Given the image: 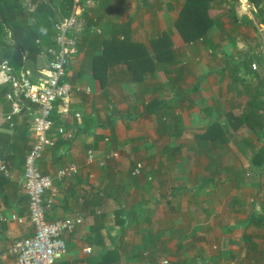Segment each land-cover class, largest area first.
I'll list each match as a JSON object with an SVG mask.
<instances>
[{"label": "crops", "instance_id": "1", "mask_svg": "<svg viewBox=\"0 0 264 264\" xmlns=\"http://www.w3.org/2000/svg\"><path fill=\"white\" fill-rule=\"evenodd\" d=\"M182 2L79 0L82 10L69 33L80 34L90 22L94 35L120 31L121 38L127 34L150 49L154 38L168 32L175 60L157 63L141 81H133L125 65H115L101 86L90 71V57L82 50L70 53L65 76L72 86L69 111L64 117L55 104L50 136L56 144L37 162L55 190L54 195L51 190L44 194L52 198L48 219L82 217L63 235L67 252L56 264H160L163 259L169 264H264V184L258 181L264 173L252 170L263 164L252 161L264 148V119L252 121L258 127L252 130L239 119L252 103L256 80L251 72L239 70L237 76L244 80L239 92L231 71L233 63L252 56L251 49H222V63L213 62L207 54L217 47L216 40L207 35L186 43L177 34ZM219 5L221 10L229 6ZM217 20L215 26L223 28ZM45 60L37 70H24V63L15 72L36 80L47 68ZM5 82L0 72V84ZM259 91L262 96L264 89ZM3 108L0 103V132L3 142L14 146L0 159L13 175L0 180V214L7 216L0 219V255L4 264H11L8 245L33 233L21 186L35 106L23 108L16 131L4 125ZM112 150L118 158L107 159ZM69 162L77 165V173L58 180L57 168ZM137 164L141 168L135 175ZM249 171L255 172V181L245 178ZM11 214L18 219H10ZM87 247L90 253L84 251Z\"/></svg>", "mask_w": 264, "mask_h": 264}, {"label": "trees", "instance_id": "2", "mask_svg": "<svg viewBox=\"0 0 264 264\" xmlns=\"http://www.w3.org/2000/svg\"><path fill=\"white\" fill-rule=\"evenodd\" d=\"M81 1L84 3L86 0ZM217 1L219 4L221 2L228 3L227 12L230 20L234 24L240 22L234 15L238 0H183L175 20V29L184 42L189 43L204 39L213 26L219 25L217 18L210 15V10L213 5L218 4ZM247 2L255 7L256 11L253 14L257 17L258 22L264 24V0H247ZM72 6L73 0H0V63L7 60L12 71H15V69L22 67L25 62L34 64L42 53L47 54V61L51 60L53 55L49 53V49L57 50L59 48L55 39L57 34L55 25L70 15ZM85 23L83 32L76 36L75 46L72 49L69 48L67 58L71 52L78 54L81 50L84 51V56L90 57V71L101 86L107 81L108 69L115 65H125L131 74V79L141 81L143 74L153 72L157 63H168L175 60L173 58L174 50L170 43V33L168 32L154 38L150 42L151 48L147 49L142 43L130 41L127 34L121 38L119 36L120 31L111 36L104 33L94 35L90 31V22ZM90 40L93 42H89ZM253 60L257 61L259 65L261 64L262 73L259 70L251 69ZM239 70L251 72L254 80L257 81L253 88L252 103H248V111L239 118L252 130L254 125L250 124V121H255L252 116L257 118L262 116L264 119V94L259 96L261 93L259 90L264 89V61H260L255 55L249 56V58L245 57L239 63H233L231 67V71L238 79H240L237 76ZM8 89V82L0 84V103L3 104V111L6 114L10 111L9 102L4 98ZM24 113L22 111L12 115L10 121L13 122V125L11 127L15 131L18 129L16 125L18 117H23ZM25 119L23 124L27 126L28 122L26 123ZM10 121L6 120L4 125L10 126ZM4 135L0 132V145H2L0 159L3 157L2 152L4 150L10 152L11 147L14 146V144H8L9 140L3 142ZM6 136L9 137V135ZM259 155L261 156L260 160L257 159ZM263 157L264 148L253 156L252 162L258 164L259 161L263 160ZM7 179L9 178L0 171V180L6 181ZM46 218L48 219L47 215ZM96 229L98 228L96 227Z\"/></svg>", "mask_w": 264, "mask_h": 264}, {"label": "built area", "instance_id": "3", "mask_svg": "<svg viewBox=\"0 0 264 264\" xmlns=\"http://www.w3.org/2000/svg\"><path fill=\"white\" fill-rule=\"evenodd\" d=\"M89 3V0H86ZM79 0H73V6L70 15L55 25L56 42L59 45L57 50L49 49L53 58L49 60L47 68L40 78L32 80L27 74H17L12 71L7 60L0 63V69L5 75V81L9 83V89L4 98L10 105V111L6 114L5 119L11 120L12 115L22 112L26 105L35 106L34 114L31 120V130L33 133V142L31 148L26 153L23 164L22 183L23 192L28 201V217L32 228V235L14 239L6 248V254L10 258L11 264H55L62 259L66 252L67 246L63 235L71 232L73 228L82 222V217H65L56 220L46 218L47 208L52 204V198H44L46 191L52 188V178L49 175L42 174L38 168L37 162L42 158L43 152L48 147H54L56 140L50 136V130L53 125L52 113L55 104L61 106L60 113L67 116L68 98L72 86L65 80L66 67L68 64L69 48L75 46L76 34L71 29L77 23L76 16L81 11ZM69 34H72L71 36ZM83 90L88 87L82 86ZM78 117V114H75ZM10 126L13 122H9ZM62 133L63 129H58ZM118 151L112 150L107 152V159L118 158ZM88 161L92 160V155L88 156ZM105 162H102L104 164ZM141 164H137L133 169V174L140 172ZM77 165L73 162L65 163L59 166L55 172L58 180L69 179L77 173ZM0 171L7 178L13 175L8 169L5 160H0ZM0 214V219L6 220ZM10 219H18L16 214H11ZM90 247L84 251L90 253ZM0 264L3 263L0 255ZM160 264H169L167 259H163Z\"/></svg>", "mask_w": 264, "mask_h": 264}, {"label": "rangeland", "instance_id": "4", "mask_svg": "<svg viewBox=\"0 0 264 264\" xmlns=\"http://www.w3.org/2000/svg\"><path fill=\"white\" fill-rule=\"evenodd\" d=\"M219 6V4L213 5L212 9L210 10V15L212 17L218 18L224 23L223 28H217L218 26H213L208 32V36H210L217 42V47H212V52L210 54H207L209 55V57H212V61L216 64L221 62L220 56L222 54V49H225L226 51H232L233 53H239L249 48L251 49L250 54H252V56L256 55L255 50H258L261 56L264 57V26H262V24L258 22L257 17L253 14L256 11L255 7L250 6L247 0H238V4L235 6L234 15H236V19L241 22L239 24H241L242 26L234 27V23L230 20V17L226 10L227 7H224V9L221 10ZM76 18H78V15L76 16ZM79 23L80 19L78 21V24ZM197 47L198 46H195V48ZM205 47H207V45ZM203 50L202 53L205 54ZM38 57L39 61H36L37 64H35L36 62L34 64H32L31 62H25L26 67L24 70L28 69V67L30 68L31 66L35 67V70H37L36 68L39 67L40 63L43 64L44 61L42 62V60L47 59V54L42 53ZM47 62L48 61L45 60V64ZM260 67L261 66H258V63H255V65L251 64V69L260 70V72L262 73ZM0 72H2V70ZM234 82L237 83L238 91L242 92L241 81L239 79H236ZM256 84L257 81H254L252 86H255ZM253 118L258 119L256 116H252V119ZM261 118L263 117L261 116ZM250 124L254 125L253 128H258L254 123L251 122ZM260 133L261 135H264V131H260ZM262 143H264V140L262 141ZM254 151L255 150L251 152L254 153ZM262 162L263 164H261L260 167L256 168L252 166L254 169L251 168L252 170H255V172H259L260 175L261 173H264V160H262ZM255 172H248L247 176H245L247 181H250L251 179H253L254 181L256 180V175L254 174ZM252 173L254 174V177H252ZM258 181H260L261 184H264V176L261 175Z\"/></svg>", "mask_w": 264, "mask_h": 264}]
</instances>
